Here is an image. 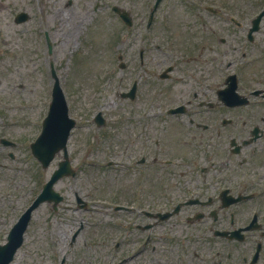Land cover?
I'll list each match as a JSON object with an SVG mask.
<instances>
[{"label": "flooded vegetation", "instance_id": "af4514ba", "mask_svg": "<svg viewBox=\"0 0 264 264\" xmlns=\"http://www.w3.org/2000/svg\"><path fill=\"white\" fill-rule=\"evenodd\" d=\"M117 1L135 28L156 0ZM175 1L201 0H162L145 37L127 33L143 49L123 68L137 89L117 112L114 225L86 253L97 264H264V16L252 36L248 15H212L223 33H176ZM235 81L246 96L229 94Z\"/></svg>", "mask_w": 264, "mask_h": 264}, {"label": "rangeland", "instance_id": "374dc122", "mask_svg": "<svg viewBox=\"0 0 264 264\" xmlns=\"http://www.w3.org/2000/svg\"><path fill=\"white\" fill-rule=\"evenodd\" d=\"M63 1L0 0V137L17 143L0 148V163L8 164L0 167V206L5 211L0 219V242L62 158L61 152L44 169L30 151V143L41 132L42 119L48 112L55 77L66 92L70 114L77 119L69 139L70 157L78 169L76 176L56 183L55 188L64 195L57 211L49 202L35 209L24 244L11 264H60L63 259L65 264H85L84 242L102 238L103 203L114 202L106 193L116 188V171L106 164L115 159L116 153L115 113L122 105H118L116 95V43L119 33L126 29L112 9L105 7L107 0L99 13H88V18H99L85 22L75 17L89 7L91 0H80L58 15L55 8ZM116 2L108 0L109 4ZM131 2L127 0L126 6ZM175 2L169 12L179 17L172 20L174 25L177 23L176 33L196 31L194 27L199 31H227L222 29L223 21L211 18L203 6L206 2H202L199 12L204 22L195 19L194 8ZM212 3L224 6V10L231 8L236 15H251L260 7L255 0ZM20 11L30 14L27 22L15 23ZM136 31L144 29L138 27ZM46 33L53 45L51 54L47 52ZM196 41L193 37L190 48L197 49ZM194 57L200 60V53L195 52ZM127 58L134 63L135 51L129 49ZM98 111L108 119L106 125L98 126L94 121ZM9 150L15 153V159L7 155ZM77 193L87 201L86 206L78 204ZM111 218L106 217L108 221Z\"/></svg>", "mask_w": 264, "mask_h": 264}, {"label": "water", "instance_id": "95a60500", "mask_svg": "<svg viewBox=\"0 0 264 264\" xmlns=\"http://www.w3.org/2000/svg\"><path fill=\"white\" fill-rule=\"evenodd\" d=\"M75 124V120L68 116L67 103L58 84L55 85L53 91V100L51 102L50 112L44 120L42 134L37 141L32 144L34 152L47 166L54 157L56 151L60 148L65 150V160L60 162V167L54 172L51 179L44 185L43 192L38 196L36 201L22 215L18 223L13 227L9 234V242L0 245V264H8L13 258L18 246L22 243L23 232L28 224L31 211L45 199H55L58 202L62 196L53 189L54 182L65 174H74V170L70 166L68 153L66 149V141L70 129Z\"/></svg>", "mask_w": 264, "mask_h": 264}]
</instances>
